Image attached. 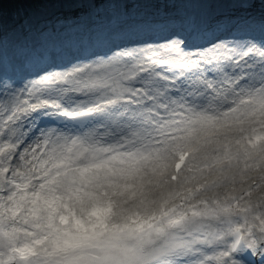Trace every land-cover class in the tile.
<instances>
[{"label": "snow or ice", "instance_id": "snow-or-ice-1", "mask_svg": "<svg viewBox=\"0 0 264 264\" xmlns=\"http://www.w3.org/2000/svg\"><path fill=\"white\" fill-rule=\"evenodd\" d=\"M8 2L0 264H264V0Z\"/></svg>", "mask_w": 264, "mask_h": 264}, {"label": "rangeland", "instance_id": "rangeland-1", "mask_svg": "<svg viewBox=\"0 0 264 264\" xmlns=\"http://www.w3.org/2000/svg\"><path fill=\"white\" fill-rule=\"evenodd\" d=\"M3 5L8 7L9 9L11 8L10 4L7 2H3ZM18 6L19 7H25V9H31L32 8V4H23V5L18 4Z\"/></svg>", "mask_w": 264, "mask_h": 264}, {"label": "bare ground", "instance_id": "bare-ground-1", "mask_svg": "<svg viewBox=\"0 0 264 264\" xmlns=\"http://www.w3.org/2000/svg\"><path fill=\"white\" fill-rule=\"evenodd\" d=\"M78 12V10L76 11V13ZM88 14L85 16V19L87 18Z\"/></svg>", "mask_w": 264, "mask_h": 264}, {"label": "clouds", "instance_id": "clouds-1", "mask_svg": "<svg viewBox=\"0 0 264 264\" xmlns=\"http://www.w3.org/2000/svg\"><path fill=\"white\" fill-rule=\"evenodd\" d=\"M205 195H207V193H205Z\"/></svg>", "mask_w": 264, "mask_h": 264}]
</instances>
